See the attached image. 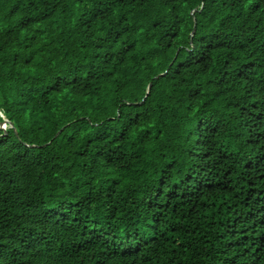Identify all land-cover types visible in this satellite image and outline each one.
Segmentation results:
<instances>
[{
    "label": "trees",
    "instance_id": "obj_1",
    "mask_svg": "<svg viewBox=\"0 0 264 264\" xmlns=\"http://www.w3.org/2000/svg\"><path fill=\"white\" fill-rule=\"evenodd\" d=\"M0 110V264H264V0H0Z\"/></svg>",
    "mask_w": 264,
    "mask_h": 264
},
{
    "label": "built area",
    "instance_id": "obj_2",
    "mask_svg": "<svg viewBox=\"0 0 264 264\" xmlns=\"http://www.w3.org/2000/svg\"><path fill=\"white\" fill-rule=\"evenodd\" d=\"M0 116L5 120L3 123H1L2 128L6 129L8 126H10L9 121L7 120L5 114L0 110Z\"/></svg>",
    "mask_w": 264,
    "mask_h": 264
},
{
    "label": "water",
    "instance_id": "obj_3",
    "mask_svg": "<svg viewBox=\"0 0 264 264\" xmlns=\"http://www.w3.org/2000/svg\"><path fill=\"white\" fill-rule=\"evenodd\" d=\"M193 32H194V31H193ZM150 85H151V83L149 84V87H150ZM7 120H8V119H7ZM4 121H5V120L3 119V121H2L1 123H3ZM8 121H9V120H8ZM9 122L11 123L12 126H14L13 123H12L11 121H9Z\"/></svg>",
    "mask_w": 264,
    "mask_h": 264
},
{
    "label": "rangeland",
    "instance_id": "obj_4",
    "mask_svg": "<svg viewBox=\"0 0 264 264\" xmlns=\"http://www.w3.org/2000/svg\"><path fill=\"white\" fill-rule=\"evenodd\" d=\"M9 124H11V123L9 122ZM1 126H3V125H1V123H0V127H1ZM1 128H2V127H1ZM3 129H4V128H3Z\"/></svg>",
    "mask_w": 264,
    "mask_h": 264
}]
</instances>
